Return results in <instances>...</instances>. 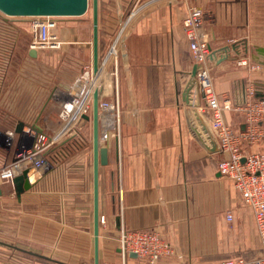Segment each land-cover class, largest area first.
Instances as JSON below:
<instances>
[{"label":"crops","instance_id":"0c3cea01","mask_svg":"<svg viewBox=\"0 0 264 264\" xmlns=\"http://www.w3.org/2000/svg\"><path fill=\"white\" fill-rule=\"evenodd\" d=\"M137 1L98 0L100 78L105 69L101 61L103 44L116 35L123 16ZM213 2L174 0L143 7L146 11L132 19L124 48L110 72L111 93L100 89L102 97L117 98L122 107L120 135L111 139L108 162L99 167V214L105 217L99 228L100 264L121 262L117 237L122 228L159 229L189 264H215L220 257L253 256L261 249L252 209L233 181L220 173L222 154L210 152L191 130L183 100L186 78L195 65L183 27L189 7L196 3L206 18H211L206 26L211 45L246 36L247 2L242 15L237 13L241 2L237 5V0H230L228 9L232 14L227 19H217ZM55 20L64 47L56 50L52 60L58 58L62 65L37 63L36 80L26 79L15 83V87L25 90L26 103H43L36 113L29 111L23 119L36 121L31 125L39 131L50 130L60 137L70 129L59 117L61 105L53 97L49 104L43 99L56 85L63 90L72 88L74 84L69 81H76L86 66L93 67L92 7L82 16ZM41 53V59L47 57V52L33 57ZM71 60L80 64L74 65ZM260 62L264 63V58ZM48 68L61 72L60 81L52 88L46 84ZM24 72L28 77L27 70ZM237 76L235 72L223 74L215 83L217 91L241 104L251 84L260 90L257 95H264V80L247 79L244 83ZM73 89L77 91L75 86ZM33 96H38L36 101ZM243 115L241 111H226L225 119L239 129L244 126ZM82 124L76 136L55 149L56 161L41 169L28 166L29 189L18 196L12 181L0 189V219L10 239L3 244L18 246L38 263L94 264L92 119ZM73 140L78 141L75 147L69 145ZM244 148L264 153V141ZM229 211L232 221L226 217ZM11 239L19 243H11ZM206 257L217 260L209 262ZM159 264L182 263L174 255Z\"/></svg>","mask_w":264,"mask_h":264},{"label":"built area","instance_id":"2783aa9c","mask_svg":"<svg viewBox=\"0 0 264 264\" xmlns=\"http://www.w3.org/2000/svg\"><path fill=\"white\" fill-rule=\"evenodd\" d=\"M172 1L174 0H146L141 5H137L140 2L138 0L128 17L122 19L119 24L116 40L120 38L125 40L131 21L141 8L150 4ZM29 17L32 34L30 50L34 49L38 53L45 49H60L62 47L63 40L53 32L57 23L52 16ZM183 27L192 61L198 66L194 77L204 100L202 107L210 121L207 125L218 144V152L222 154V158L218 162V169L221 174L233 181L245 204L252 209L261 245V249L256 255L223 258L215 264H264V153L247 151L244 148L245 145L264 141V95H257L256 92L260 90L251 85L246 90L244 103L241 104L233 103L224 93L217 91L212 74L214 65L208 63V56L216 48H213L208 38L205 13L202 7L197 5L189 7L183 17ZM240 63L247 64V59H242ZM100 75L99 68L95 71L88 65L74 83V86L80 85L77 91L73 89L74 86L63 90L56 85L52 97L61 105L60 117L68 119L67 126L73 129L84 113L92 112L94 93L99 92V140L102 141V145L110 146L111 139L120 135L122 107L117 98L110 100L100 95ZM232 110L244 113V128L235 129L226 121L225 112ZM16 133L14 129L1 133L11 143L18 135L16 145L20 148L14 159L0 170V179L3 182H11L29 165L37 169L48 167L49 160L45 152L52 143L65 134L60 137L57 134L53 136L49 130L39 131L34 125L30 127L24 125L22 133ZM226 217L228 221H232L234 218L230 211L227 212ZM100 221L104 223L105 217L101 216ZM117 240L122 257L119 264H159L162 259L174 255L182 264H189L183 262V254H179L173 243L157 228H122ZM131 252L136 256L131 257Z\"/></svg>","mask_w":264,"mask_h":264},{"label":"rangeland","instance_id":"374dc122","mask_svg":"<svg viewBox=\"0 0 264 264\" xmlns=\"http://www.w3.org/2000/svg\"><path fill=\"white\" fill-rule=\"evenodd\" d=\"M238 1L241 2V7H237V13H241L242 15H244V3L247 2L246 6L248 7L247 12L245 13V15H247V26L245 32L243 33L244 35H246L245 38H227L220 45L212 46L213 48H220L222 46H231L238 42L245 41L247 51H242L241 49L243 48L241 45L239 48H236L235 51H233L229 57H226L221 61L215 60L212 63L214 65L212 74L214 76L215 83H217L218 79H220L223 74H226V72L237 73L239 75L237 76L239 78V81L243 80L244 83H246L247 79H251L254 82L264 80V63L260 62L261 59L264 58V55L257 54L255 50L256 47L264 45V0H237V5ZM229 3L230 0H214L212 7L217 14V19H227L228 16H230L229 14H232L229 13ZM91 4L90 8L92 7ZM194 5L197 4L195 3ZM134 7L135 5H133V7L128 10L127 14L124 15L122 19H126L130 12L134 9ZM145 9L141 8L140 11L137 12L134 19H137L139 15L143 14L146 11ZM261 15L263 16L262 23L260 22L261 20L259 18L261 17ZM60 17L68 16H52L53 19H58ZM207 19L211 18H206L205 14V23L206 26L209 27V20ZM53 32L57 33L60 37V29L57 25L55 28H53ZM116 36L117 33L112 39H107V41H105V43L103 44L101 50V61L102 64H104V72L107 71L110 73L112 71V67L116 64V58L118 60L119 52H121L120 50L124 48L125 40L120 38L118 39V41L116 40ZM31 41L32 34L30 29L29 16H8L0 11V170L9 162H11L10 156L13 154V149L15 148V140L11 143V141L8 138L4 137L1 133H5V131L8 130H13L14 127H16L20 121L24 122L25 127H30L31 123H34L36 121L23 119L25 117V114H27L29 111H35L36 113L43 105L41 101L39 102V105L33 103L32 100L29 101L30 103H26V96L24 94L25 90L19 86L15 87V83H20L26 79L36 80L37 77L35 76L36 74L34 69L37 63H45L48 65H62V62L60 63V60H58V58H56L54 61L52 60V55L56 53V50L58 49H45L41 51L44 53L47 52V57H45L44 59H41L42 53L40 54V56H38V58L37 56L33 57L30 54ZM114 45L117 48V51L116 54L112 55L111 49ZM63 47L64 45H62L61 48ZM256 55L258 56L256 57ZM245 58L247 59V64L242 65L240 61ZM71 61L74 63V65H77V63L80 64L78 61ZM63 63L65 64L63 70H66L68 65L66 61H64ZM29 68L33 70L29 71ZM24 69L27 70L28 77H26ZM51 69L52 68H48L49 78L47 79L46 83L48 88L54 87V85L57 84L58 81H60V70L57 68L54 72ZM187 74H189V72ZM191 77L192 71H190V75H188L186 78L187 83ZM69 82H71V84L73 85L75 81L73 80ZM11 84L13 85L12 88L9 87ZM246 90H248L247 87ZM35 93V95H38L37 92ZM33 97V101H36L38 98V96ZM46 97L43 99V102L49 104L50 101H52V93L49 94L48 98ZM185 105L186 109L190 107L186 103ZM202 105H204V100L201 97L199 105L195 106L194 108L197 110V112L201 115V117L207 124L210 121ZM54 110L57 111L56 109ZM61 110L62 109H60V112ZM61 118L63 119V121H65V124L67 125L68 119L63 117ZM49 132L51 133V135L55 136V132H52L50 130ZM18 149L20 150L19 146L16 145V152ZM5 184L8 183H5L1 180L0 189H3L5 187ZM12 193H14V191H12ZM3 223L4 220H2L1 218L0 240L4 242L5 239L6 241H9L10 239L5 236L6 231H4ZM8 232L11 233L10 231ZM11 243L16 244L19 242L14 239H11ZM222 258L220 257L219 259ZM206 259L209 260V262H214L217 260L215 259V257H206L205 260ZM38 262H36L34 258H30V255L21 252V249L18 246H9L0 243V264H53L46 261L43 263ZM183 262L187 263V261L184 260V257Z\"/></svg>","mask_w":264,"mask_h":264},{"label":"water","instance_id":"95a60500","mask_svg":"<svg viewBox=\"0 0 264 264\" xmlns=\"http://www.w3.org/2000/svg\"><path fill=\"white\" fill-rule=\"evenodd\" d=\"M91 0H0V11L8 16H82L90 7ZM93 11V68L95 71L99 68V4L98 0H92ZM244 41V40H242ZM242 45V51H247L244 42H238L231 46H222L214 49L208 56V63L212 64L215 60L221 61L229 57L236 48ZM257 54L264 55V46L255 48ZM32 56L37 55V51L30 50ZM258 55H256L257 57ZM197 65H194L192 70V77L189 79L184 91L183 100L190 107L187 109V120L191 130L203 142L210 152H218V144L213 137L209 127L201 117V115L194 108L199 105L201 93L195 79L197 72ZM92 119L93 124V151H94V264H100L99 256V228H100V214H99V167L108 162L109 146L101 145L99 141V92L94 93L93 109L91 114L84 113L76 123V127L67 131L62 137L51 144L45 152L50 162L56 161L58 156L55 149L67 142L69 139L77 135V130L80 128L84 120ZM24 122L20 121L15 131L22 133ZM242 126V128H244ZM28 168V167H27ZM25 169L21 174L13 178L12 182L16 194L20 196L25 190L31 187V180L29 178V170ZM3 244V241L0 240ZM131 257L136 254L131 252Z\"/></svg>","mask_w":264,"mask_h":264},{"label":"bare ground","instance_id":"6f19581e","mask_svg":"<svg viewBox=\"0 0 264 264\" xmlns=\"http://www.w3.org/2000/svg\"><path fill=\"white\" fill-rule=\"evenodd\" d=\"M116 51H117V48L114 45L112 47V49H111V54L112 55L116 54ZM100 86H101L100 89H103L104 93H111L112 88H113V79H112L111 74L109 72H104L102 74V78H101V81H100ZM78 87H80V85L76 84L75 88H78ZM100 144L102 145V141H100ZM69 145H71L72 147H75V146L78 145V141L73 140V142H71V144H69ZM64 147H67V146H64ZM0 183H1V179H0Z\"/></svg>","mask_w":264,"mask_h":264}]
</instances>
